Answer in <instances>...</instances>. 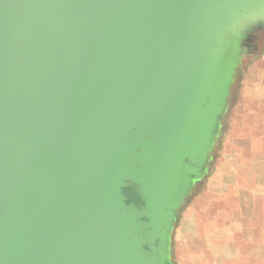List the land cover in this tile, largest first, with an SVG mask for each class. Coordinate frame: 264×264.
<instances>
[{"label":"water","instance_id":"obj_1","mask_svg":"<svg viewBox=\"0 0 264 264\" xmlns=\"http://www.w3.org/2000/svg\"><path fill=\"white\" fill-rule=\"evenodd\" d=\"M258 9L0 0V264H162L224 98L228 37Z\"/></svg>","mask_w":264,"mask_h":264},{"label":"crops","instance_id":"obj_2","mask_svg":"<svg viewBox=\"0 0 264 264\" xmlns=\"http://www.w3.org/2000/svg\"><path fill=\"white\" fill-rule=\"evenodd\" d=\"M223 100L200 180L156 244L162 264H264V10L230 32Z\"/></svg>","mask_w":264,"mask_h":264},{"label":"rangeland","instance_id":"obj_3","mask_svg":"<svg viewBox=\"0 0 264 264\" xmlns=\"http://www.w3.org/2000/svg\"><path fill=\"white\" fill-rule=\"evenodd\" d=\"M224 102V100H222ZM222 103V102H221ZM223 104V103H222ZM220 104V105H222ZM219 115V113L217 114V116ZM216 125H214L212 128H211V136H214L216 134ZM209 148V146H207ZM208 150V149H207ZM216 162V151L210 161V165H214ZM204 164H205V156L202 157V159L199 161V163L196 165V171H195V174H193V176L190 178V181H189V185L191 186L193 183H195L196 181L198 182L200 180V176L199 174L201 173L202 174V170H203V167H204ZM209 165V166H210ZM203 180L200 181V183L196 186V188L194 189L193 191V196L198 192V190L202 187V184H203ZM187 190V188H186ZM188 191H184L182 194H181V198L183 195H185ZM180 198V197H179Z\"/></svg>","mask_w":264,"mask_h":264},{"label":"flooded vegetation","instance_id":"obj_4","mask_svg":"<svg viewBox=\"0 0 264 264\" xmlns=\"http://www.w3.org/2000/svg\"><path fill=\"white\" fill-rule=\"evenodd\" d=\"M125 195H126V197H128V200H130V198H131V192L129 191V189H125Z\"/></svg>","mask_w":264,"mask_h":264},{"label":"trees","instance_id":"obj_5","mask_svg":"<svg viewBox=\"0 0 264 264\" xmlns=\"http://www.w3.org/2000/svg\"><path fill=\"white\" fill-rule=\"evenodd\" d=\"M129 191H130V189H129Z\"/></svg>","mask_w":264,"mask_h":264}]
</instances>
